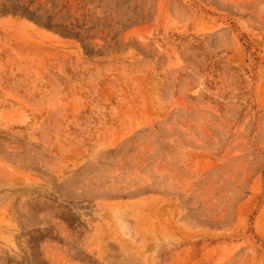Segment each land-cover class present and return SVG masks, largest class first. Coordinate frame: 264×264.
<instances>
[{
    "label": "rangeland",
    "instance_id": "1",
    "mask_svg": "<svg viewBox=\"0 0 264 264\" xmlns=\"http://www.w3.org/2000/svg\"><path fill=\"white\" fill-rule=\"evenodd\" d=\"M0 264H264V0H0Z\"/></svg>",
    "mask_w": 264,
    "mask_h": 264
}]
</instances>
